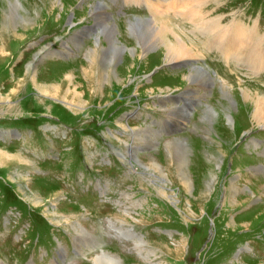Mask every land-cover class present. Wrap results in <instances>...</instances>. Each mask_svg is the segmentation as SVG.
Listing matches in <instances>:
<instances>
[{
	"label": "rangeland",
	"instance_id": "obj_1",
	"mask_svg": "<svg viewBox=\"0 0 264 264\" xmlns=\"http://www.w3.org/2000/svg\"><path fill=\"white\" fill-rule=\"evenodd\" d=\"M199 1L205 20L243 25L264 51V0ZM130 2L0 0V264H96L102 253L192 264L202 244L196 264H264V127L243 98L264 97V82L223 61L197 17ZM132 23L154 42L168 25L197 56L166 64L164 50H140ZM111 26L123 46L113 79L88 56ZM193 67L204 78L190 85ZM79 120L92 125L68 127ZM175 138L189 148L184 177L165 153Z\"/></svg>",
	"mask_w": 264,
	"mask_h": 264
},
{
	"label": "bare ground",
	"instance_id": "obj_2",
	"mask_svg": "<svg viewBox=\"0 0 264 264\" xmlns=\"http://www.w3.org/2000/svg\"><path fill=\"white\" fill-rule=\"evenodd\" d=\"M144 1L148 5V7L152 10L151 12L153 14L160 13L157 11H161L160 9H162V8H168L169 11L172 10V11H175L176 13H179V14L181 13L180 11H184L185 15L189 16L190 19L197 17V19H195V20H201L200 22H198L199 25H201L200 28L204 29V31H207L209 33V35L215 41L214 45L218 47V49L222 52V54L226 58H235V59H238L239 61H244V64L249 65V67L252 70H259L260 72L262 70L264 71V51H263V49H261L262 47L258 43L259 38H257L256 33H252L251 30H250L251 32H248V30H247L248 28L244 27L243 25L236 24V23H233L232 26L224 27V26H222L221 19H214L211 21L205 20L206 17H205V15L202 14V7L204 5H206L205 2H201L199 0H144ZM205 1H207V0H205ZM194 2L195 3L199 2V3H196L194 5ZM15 5L20 6L19 0H17V4L13 3L11 6L13 7ZM10 12H11V10H10ZM198 23H195L196 26L198 25ZM137 26H138L137 23H132L130 26V32L131 33L130 32L129 33L132 34L133 35L132 37H135V39L137 38L136 40L138 41V44H139L138 46H140V50H143V52H149V51H152L156 48H159V50H161V49L164 50V52H165V63L166 64H168V63L179 64L182 61L188 62V57L197 56L196 54L193 55L192 51L189 50L187 48L186 44L183 42V39L180 36L175 35V33H177V32H175L174 30H171V28L168 25H164L162 28L154 25L155 30L153 29L152 33L154 34L155 42L147 36L148 34L141 32V31L147 32L146 30H144L143 28H138ZM111 27H109V28L105 27L104 28V33H102L104 35H101V37L97 39L98 45H96V46L98 47V49L90 50V52L88 53V56H89V58H91L90 68H91L92 64H95V67H96L97 66L96 64L99 63V62L96 63L97 61H95V58L97 56L96 53H99L100 54L99 56L102 60L103 71L106 73L108 78L111 77L113 79V76L115 77V71H114L115 69L113 70V68H114L116 62L119 60L121 53L123 52L122 51L123 46H115V42L119 41V38L112 34V33H114L115 27H112V29H111ZM95 28L96 29L97 28L103 29V24L101 23V21L100 22L96 21ZM254 28H256V27H254ZM151 29H152V27H151ZM168 33H173L176 36V39L178 41L177 40L175 41V40H172L171 38H169ZM262 38H263V36H262ZM102 41H104L105 43H103ZM260 42H262L261 39H260ZM102 43H103V45H102ZM3 44H4V42H3ZM161 46H164L166 49L161 47ZM124 50H126V48ZM100 58H99V60H100ZM194 59L195 58H193V60ZM188 64H189V62H188ZM193 68L195 69V71H196V69L200 70L201 72L204 71L202 68H195V67H193ZM194 69H193V71H194ZM198 78L203 80L204 77L200 76L198 71H196V74L194 72H192L187 77V81L189 82L190 85H192V84L195 85V84H198V81H199ZM203 86H205V85H203ZM243 91H244L243 98H245L246 100H249L253 104V120L255 121V123L257 125L264 127V97L259 96L258 94H255V98H254L251 94H249L250 91H248L247 89L243 90ZM224 94H228L227 96H229L230 104L233 105L234 102L232 103V101H233L232 94H230L226 91L224 92ZM208 112L212 113V114L214 113L213 109L210 107L208 108ZM184 114H185V112H184ZM219 118H220V116H219ZM231 118H232L231 116H227L228 121H232ZM208 119L210 121H213L215 118L211 119L208 116ZM141 133H142V131H141ZM130 135H131V133H130ZM147 142H145V143H147ZM150 147H152V145ZM148 148H149V146H148ZM188 149L189 148H188L185 140H180L177 138H175V140H173V141H170L165 146V151H166L165 153L168 155L170 160H172L176 163V164L175 163L174 164L178 167L177 172L181 176L185 175V169L188 166V157H186ZM185 157H186V159H185ZM134 159L136 160V162H138V165H139V159L140 158L138 159L135 156ZM141 165H143V164H141ZM143 167L145 168V165H143ZM146 171H147V169H146ZM146 171L143 172V174H145V176H146ZM186 173H188V172H186ZM168 182L169 181L166 178L164 184H167ZM190 186H191V184H190ZM163 194L170 201H174V200H171L172 198H170V196L169 197L167 196V193L165 192V190L163 191ZM28 200H31V199L29 198ZM76 228L78 230H80L81 232L84 231L81 223L80 224L77 223ZM87 233L90 234L88 231H87ZM91 251H93V249ZM117 262H119L118 259H111L108 254H103V253H102V255L99 256V258L95 259L96 264H116Z\"/></svg>",
	"mask_w": 264,
	"mask_h": 264
}]
</instances>
